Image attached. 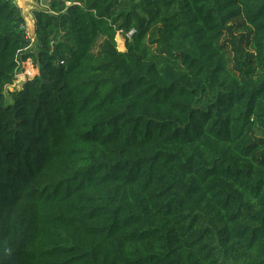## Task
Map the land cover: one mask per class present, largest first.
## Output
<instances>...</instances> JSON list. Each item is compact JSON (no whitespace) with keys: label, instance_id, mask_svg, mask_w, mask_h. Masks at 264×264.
I'll return each instance as SVG.
<instances>
[{"label":"trees","instance_id":"1","mask_svg":"<svg viewBox=\"0 0 264 264\" xmlns=\"http://www.w3.org/2000/svg\"><path fill=\"white\" fill-rule=\"evenodd\" d=\"M47 2L32 49L0 0V264H264V0Z\"/></svg>","mask_w":264,"mask_h":264},{"label":"rangeland","instance_id":"2","mask_svg":"<svg viewBox=\"0 0 264 264\" xmlns=\"http://www.w3.org/2000/svg\"><path fill=\"white\" fill-rule=\"evenodd\" d=\"M18 1H22L20 3V6L18 4ZM48 0H14V2L16 3V5L21 9L22 14L25 17H28L29 13H30V8H40V9H44L47 6V2ZM26 22V21H25ZM117 41V49L120 52L124 51V45H123V39L122 37H118L116 39ZM32 49L35 48V45L31 46ZM30 48V49H31ZM23 73L21 75L18 76L17 81L14 85L8 86L5 89V100L6 102H10V96L8 95L11 91H15L19 89V82L20 81H26L28 79H32L35 75L38 74L37 70L33 67L31 61H27L24 62L23 64Z\"/></svg>","mask_w":264,"mask_h":264},{"label":"built area","instance_id":"3","mask_svg":"<svg viewBox=\"0 0 264 264\" xmlns=\"http://www.w3.org/2000/svg\"><path fill=\"white\" fill-rule=\"evenodd\" d=\"M22 29H23V32H24L26 38L30 41V45H31V44H34L35 41H36L35 33H34V35H32V33L28 30V27H27V25H26V22H25V24L22 26ZM130 34H131V33H129V34L127 35V37H129Z\"/></svg>","mask_w":264,"mask_h":264},{"label":"crops","instance_id":"4","mask_svg":"<svg viewBox=\"0 0 264 264\" xmlns=\"http://www.w3.org/2000/svg\"><path fill=\"white\" fill-rule=\"evenodd\" d=\"M24 19H25V17H24ZM25 21H26V25L28 27V30L32 33V35H34V33H35V26H34V18H33V16L31 14H29L28 17H26V20ZM34 44H31L30 47L32 45H34Z\"/></svg>","mask_w":264,"mask_h":264},{"label":"water","instance_id":"5","mask_svg":"<svg viewBox=\"0 0 264 264\" xmlns=\"http://www.w3.org/2000/svg\"><path fill=\"white\" fill-rule=\"evenodd\" d=\"M24 1V0H23ZM22 1H18V4H19V6H20V3H21ZM32 9H38V8H30L29 10L31 11ZM40 9V8H39ZM30 14V13H29ZM24 16V15H23ZM25 81H20L19 82V87L20 86H22L23 85V83H24ZM16 83V82H15Z\"/></svg>","mask_w":264,"mask_h":264}]
</instances>
